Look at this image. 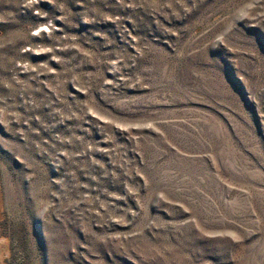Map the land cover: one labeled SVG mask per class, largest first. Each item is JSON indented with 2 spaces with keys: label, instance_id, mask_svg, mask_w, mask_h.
<instances>
[{
  "label": "rangeland",
  "instance_id": "rangeland-1",
  "mask_svg": "<svg viewBox=\"0 0 264 264\" xmlns=\"http://www.w3.org/2000/svg\"><path fill=\"white\" fill-rule=\"evenodd\" d=\"M0 264H264V0H0Z\"/></svg>",
  "mask_w": 264,
  "mask_h": 264
}]
</instances>
